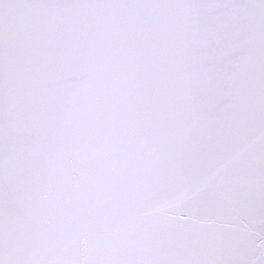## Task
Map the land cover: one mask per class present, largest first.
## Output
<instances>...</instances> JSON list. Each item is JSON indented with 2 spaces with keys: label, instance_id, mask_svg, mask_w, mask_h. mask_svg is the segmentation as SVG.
<instances>
[{
  "label": "snow or ice",
  "instance_id": "obj_1",
  "mask_svg": "<svg viewBox=\"0 0 264 264\" xmlns=\"http://www.w3.org/2000/svg\"><path fill=\"white\" fill-rule=\"evenodd\" d=\"M0 264H264V0H0Z\"/></svg>",
  "mask_w": 264,
  "mask_h": 264
}]
</instances>
